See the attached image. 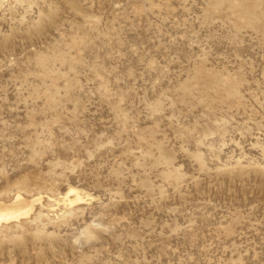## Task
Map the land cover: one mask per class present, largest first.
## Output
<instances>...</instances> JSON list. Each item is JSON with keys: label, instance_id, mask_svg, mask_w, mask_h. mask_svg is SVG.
<instances>
[{"label": "rangeland", "instance_id": "374dc122", "mask_svg": "<svg viewBox=\"0 0 264 264\" xmlns=\"http://www.w3.org/2000/svg\"><path fill=\"white\" fill-rule=\"evenodd\" d=\"M16 193L0 264H264V0H0Z\"/></svg>", "mask_w": 264, "mask_h": 264}, {"label": "bare ground", "instance_id": "6f19581e", "mask_svg": "<svg viewBox=\"0 0 264 264\" xmlns=\"http://www.w3.org/2000/svg\"><path fill=\"white\" fill-rule=\"evenodd\" d=\"M60 198L64 206L66 204L70 207L84 200L80 191L73 187L67 189ZM41 200L42 196L26 198L20 193H16L8 202L0 200V226L19 223L21 220L27 219L33 213L36 203H41Z\"/></svg>", "mask_w": 264, "mask_h": 264}]
</instances>
